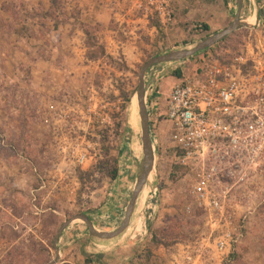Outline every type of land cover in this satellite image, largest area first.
Here are the masks:
<instances>
[{
    "label": "rangeland",
    "instance_id": "1",
    "mask_svg": "<svg viewBox=\"0 0 264 264\" xmlns=\"http://www.w3.org/2000/svg\"><path fill=\"white\" fill-rule=\"evenodd\" d=\"M99 2L0 0V264H47L57 248V264L87 259L91 264H187L188 251L195 260L200 253L195 264H264V165L230 191L233 204L224 214L237 242L222 262L210 248L224 223L210 220L195 203L189 167L171 179L179 165L174 145L161 141L151 126L153 182L148 180L146 202L140 205L142 193L129 230L102 241L77 219L54 246L62 224L77 214L87 215L100 232L117 229L125 218L142 155L133 154L141 148L136 97L124 111L121 92L136 93L140 70L151 58L193 47L225 29L239 10L235 0L231 7L207 1L214 13L218 5L231 10L228 22L222 24L217 15L205 31L202 24L208 23L197 20L200 10L184 19L187 9L176 0L175 24L166 30L151 9L138 8L140 0H122L112 11L100 9ZM240 15L241 27L206 52L158 65L164 70L158 80L149 78L154 87L146 96L147 109L157 93L178 83L174 71L192 76L211 61L264 49V0H243ZM97 47L104 53L90 59ZM110 156L119 159L115 181L100 169ZM148 200L153 212L148 229L133 235ZM64 233L70 245H64L66 237L61 241ZM155 234L162 239L158 244L151 239Z\"/></svg>",
    "mask_w": 264,
    "mask_h": 264
},
{
    "label": "built area",
    "instance_id": "2",
    "mask_svg": "<svg viewBox=\"0 0 264 264\" xmlns=\"http://www.w3.org/2000/svg\"><path fill=\"white\" fill-rule=\"evenodd\" d=\"M171 3L140 0L138 8L151 9L161 27L168 29L174 19ZM249 55L241 54L230 63L211 61L202 71L181 78L168 102L171 140L180 152L175 159L194 174L195 203L207 210L210 220L226 227L210 248L222 262L231 257L237 242L224 214V208L233 204L230 191L249 174L263 171L264 165V49ZM159 66L145 76L146 96L154 87L149 78L158 80L164 70L159 72ZM152 100L148 115L155 106ZM193 254H186L187 264L200 257L197 253L195 260Z\"/></svg>",
    "mask_w": 264,
    "mask_h": 264
},
{
    "label": "water",
    "instance_id": "3",
    "mask_svg": "<svg viewBox=\"0 0 264 264\" xmlns=\"http://www.w3.org/2000/svg\"><path fill=\"white\" fill-rule=\"evenodd\" d=\"M242 2L243 0H239V12L236 14L235 19L231 22L225 29L217 32L216 34L209 36L208 38L198 42L193 47H186L179 50H171L165 54L157 55L151 58L148 62L144 64L141 68L139 73V85L137 88L136 93L134 94L133 98L136 97V110L140 118V131H141V147H142V158L139 161V170L137 181L135 183L131 199L127 205L126 215L123 219L121 225L112 231L108 232H100L98 231L92 224L90 218L85 214H77L64 222L60 227L58 233L54 239V246H57L59 238L62 235V232L75 220L80 219L83 220L89 228V232L92 237L97 238L98 240L108 241L119 238L120 236L124 235L129 228L131 227L134 215L138 208V200L147 186L149 176L154 169V149L151 140V130H150V121L149 115L147 111L146 105V82L145 76L149 69L152 67L166 64V63H173L179 62L185 59H188L204 50H207L217 43L226 39L229 35L234 33L241 27V9H242ZM132 98V99H133ZM132 102V100H131ZM130 102V103H131ZM140 133V132H139ZM60 256V250L57 248V255L56 257L48 262L47 264H57L58 257Z\"/></svg>",
    "mask_w": 264,
    "mask_h": 264
},
{
    "label": "crops",
    "instance_id": "4",
    "mask_svg": "<svg viewBox=\"0 0 264 264\" xmlns=\"http://www.w3.org/2000/svg\"><path fill=\"white\" fill-rule=\"evenodd\" d=\"M108 1H110V2H108ZM108 1L107 0H101V2H99L100 9H103V10L106 9V11H112V9H117L118 5L122 3V0H108ZM174 1H176V0H173V4H172L173 13H174L173 6L175 9L177 8L176 2H174ZM207 1H209V0H179V2H182L181 6H183L184 9H187L186 10V16L184 19H187L190 21L192 19V17H194V16L196 17L199 15L198 13L200 10L201 14H200L199 18H197V20L200 19L201 21H205L206 23H208L207 24L208 26L213 23L212 20H214V19L216 20L217 15H219L218 19L222 20L221 21L222 24L229 21V19H230L229 12H230L231 8L227 9V7H226V12H225V11L219 9L218 8L219 5H218L217 11H216V13H214L215 12L214 6L207 4ZM220 1L226 2L228 7H231L230 5H232L233 0H217V2H219V4H220ZM235 1L238 2V6H239V0H235ZM102 5L106 6V8H103ZM184 12H185V10H184ZM238 12H239V10H238ZM237 13L235 12V16ZM174 24H175V19H173V22L170 24L168 29H171ZM175 27H177L181 30L180 25L177 24ZM148 29H150L152 31H157V28L152 27V26L149 27ZM168 29H166V30H168ZM183 61H181V62H183ZM173 79H175L179 82V80L181 78L173 77ZM171 89L172 88H170V90H166L162 93L159 92V94L155 97V100H154L155 106H154L153 111L149 112L150 113L149 114V120L151 123L150 124L151 128L155 127L154 132L161 139V141H169L170 140L172 142L171 135H172L173 128H172V124L167 119L168 102H169V95L172 91ZM131 129L134 130L133 133H136L135 128H131ZM151 140H153L152 135H151ZM126 177L127 176H125V178ZM152 213L153 212L150 209V216L152 215ZM65 235L66 234L64 233L62 238H61V241L63 240L64 237H66V241L64 240L65 241L64 245H70L69 239H68L69 237H67Z\"/></svg>",
    "mask_w": 264,
    "mask_h": 264
},
{
    "label": "trees",
    "instance_id": "5",
    "mask_svg": "<svg viewBox=\"0 0 264 264\" xmlns=\"http://www.w3.org/2000/svg\"><path fill=\"white\" fill-rule=\"evenodd\" d=\"M54 2V4L57 2V0H52ZM202 29L205 30V31H208L209 30V26L207 24H202ZM91 47H94V44L92 43L91 44ZM203 52H206V50L200 52V53H203ZM104 53V48L103 47H97L96 50H92V52L89 53V58L90 59H97L98 57H100L101 54ZM194 57V56H192ZM219 60V59H218ZM220 62L222 63H230L232 60H219ZM173 74L175 76H177L178 78H183V75L181 73L180 70H176L173 72ZM122 96H123V100H124V106H123V110L126 111L127 110V107L129 105V103L131 102V99L134 95V93L130 94V93H127L125 91L121 92ZM131 132H134L133 129H130ZM180 153L178 149H174L173 150V155L175 154H178ZM136 157H138L139 153H133ZM107 162L106 164H103ZM103 163H101L100 169L102 170H105L106 171V175L112 180V181H115L119 178V159L117 157H108L107 160H103ZM179 168H188V166H184V165H177L176 166V169L174 170V172L171 174V179L173 181L177 180L182 174L179 173ZM173 229V228H171ZM169 230L166 229V230H163V233H164V237H168V232ZM176 234H173L172 236H175ZM152 241H154V243L158 244L162 241V239L157 236L156 234L153 235V237H151ZM86 264H91V259H87L85 261ZM65 264H70V263H65Z\"/></svg>",
    "mask_w": 264,
    "mask_h": 264
},
{
    "label": "bare ground",
    "instance_id": "6",
    "mask_svg": "<svg viewBox=\"0 0 264 264\" xmlns=\"http://www.w3.org/2000/svg\"><path fill=\"white\" fill-rule=\"evenodd\" d=\"M139 117V116H138ZM142 155V147L140 148V151H139V155H138V158ZM149 180H150V183L153 182V170H152V173L150 174L149 176ZM142 193H144V199H143V202L140 204L141 206H143L146 202V199H147V192L146 190H144ZM142 195V194H141ZM141 198V196H140ZM140 198L138 200V208H140L139 206V202H140ZM137 208V209H138ZM145 213V216H144V220L142 222V224L138 227V228H135L133 231H134V234L133 235H140V234H143L147 231L148 229V221H150V205H149V200H148V204L146 206V210L144 211ZM143 213V214H144ZM142 214V215H143ZM107 221V220H106Z\"/></svg>",
    "mask_w": 264,
    "mask_h": 264
}]
</instances>
